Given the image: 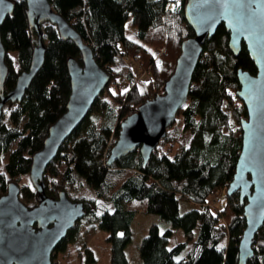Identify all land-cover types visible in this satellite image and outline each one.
Here are the masks:
<instances>
[{"label":"trees","instance_id":"16d2710c","mask_svg":"<svg viewBox=\"0 0 264 264\" xmlns=\"http://www.w3.org/2000/svg\"><path fill=\"white\" fill-rule=\"evenodd\" d=\"M12 1V10L0 24V38L6 51H16L19 71H23L29 67L37 33L29 24L26 1ZM49 1L110 76L43 172L47 195L57 197L63 190L71 200L82 201L86 209L56 245L52 264L66 242L79 238V222L89 214L107 231L110 264H238V245L245 227L243 203L238 191L227 194L226 188L241 148L240 119L247 114L236 95L240 86L237 70L256 71L245 44L233 54L228 47L229 32L220 23L204 41L189 94L147 163L142 165L136 148L107 165L120 120L162 91L174 70L181 41L194 33L184 17L185 0L178 4L176 0ZM127 22L132 35L127 32ZM41 30L43 63L22 99L7 102L0 117V196L13 181L21 188L19 198L29 206L38 200L29 180L32 155L43 145L49 126L65 111L70 94L67 59L82 63L76 44L61 37L55 24L44 21ZM128 55L141 61L149 75L146 80L134 77L124 62ZM5 61L8 63L7 56ZM118 73L130 78V84L123 91L112 92L108 85ZM15 76L9 72L3 83L5 91L14 87ZM185 131L190 132L188 144L177 139ZM216 190L225 192L220 206L212 204L217 196L208 200ZM98 200L109 205L101 213L96 212ZM180 201L194 205L180 211ZM139 212L157 213L170 226L160 232L152 223L137 244L139 258L134 261L126 248ZM174 228H181L186 240L168 246ZM253 249L246 264H264V222Z\"/></svg>","mask_w":264,"mask_h":264},{"label":"water","instance_id":"95a60500","mask_svg":"<svg viewBox=\"0 0 264 264\" xmlns=\"http://www.w3.org/2000/svg\"><path fill=\"white\" fill-rule=\"evenodd\" d=\"M25 1L29 24L37 33V43L32 49L28 69L21 71L14 87L3 93L8 66L6 49L0 38V116L5 102L21 100L43 63L42 22L55 24L61 37L70 38L76 44L82 63L73 57L67 59L71 90L66 109L49 126L43 145L32 155L29 178L37 190L38 203L27 206L19 198V185L13 181L0 196V264H52L56 245L86 209L82 201L71 200L63 190L57 198L47 196L43 172L64 139L87 115L110 76L98 64L90 46L52 8L49 0ZM12 7V0H0V24ZM183 12L194 33L181 41L174 70L164 81L162 91L138 104L120 120L106 164L136 148L142 165L147 163L189 94L192 73L204 41L223 23L229 32L228 47L233 54H238L243 42L256 66L255 73L242 68L237 70L240 86L236 95L244 103L247 114L240 119L241 148L226 188L227 194L238 191L243 203L245 227L238 245V264H246L254 254L255 235L264 222V0H185Z\"/></svg>","mask_w":264,"mask_h":264},{"label":"rangeland","instance_id":"374dc122","mask_svg":"<svg viewBox=\"0 0 264 264\" xmlns=\"http://www.w3.org/2000/svg\"><path fill=\"white\" fill-rule=\"evenodd\" d=\"M179 0H176L178 4ZM43 23V22H42ZM127 32H132V27L127 22ZM161 52L164 49L160 48ZM9 58L14 70L17 72L20 70L19 63L17 61V53L14 50L8 51ZM124 62L131 68L132 74L136 78H142L146 80L148 73L143 68L141 61L136 59L132 55L125 57ZM130 84V78L123 73L115 75V80L112 81L108 88L112 92L123 91ZM97 124L100 123L98 118ZM190 138V132H180L177 139L179 142L188 144ZM30 180V178H29ZM25 181H28L25 179ZM215 196H219L221 201L216 203L220 206L224 202V191H214L208 196V200L212 201ZM111 204V203H110ZM213 204V203H212ZM194 205L193 202L180 201V211L190 208ZM108 205V202L103 200L97 201L96 212L101 213ZM112 208V206H110ZM91 216V214H89ZM86 216L79 222V238L75 242H66L61 251H58L55 255V264H110L109 262V243L106 241L107 231L98 225L95 218ZM93 217V216H92ZM155 223L159 227V231L162 232L165 228L170 226V223L163 219L159 214L152 212H139L133 220L134 235L131 241L127 245V253L129 257L137 261L139 258L138 242L147 233L149 226ZM197 231V229H196ZM186 240V237L181 228H174L172 235L169 238L168 246H172L179 241Z\"/></svg>","mask_w":264,"mask_h":264},{"label":"flooded vegetation","instance_id":"af4514ba","mask_svg":"<svg viewBox=\"0 0 264 264\" xmlns=\"http://www.w3.org/2000/svg\"><path fill=\"white\" fill-rule=\"evenodd\" d=\"M8 51H9V50H8ZM8 51H6V55H5V56H7V62H8V63H11V60H10V59L8 60V58H9ZM9 61H10V62H9ZM17 61H18V59H17ZM8 63H6L7 66H8V70H7L6 77H7V75L9 74V72L11 71L13 74L16 75V76H15V83H16L17 76H18V74H19L22 70L17 72L16 70L13 69L12 64H11V66H9ZM11 67H12V69H11ZM10 69H11V70H10ZM5 79H6V78H5ZM14 85H15V84H14ZM6 92H7V91H5L4 88H3V93H6ZM21 99H22V98H21ZM7 102H12V101L8 100ZM7 102H5L4 105H5ZM14 102H15V101H14ZM4 105H3V107H4ZM2 111H3V108H2ZM2 113H3V112H2ZM1 116H2V114H1ZM1 116H0V117H1ZM30 185L33 186V184H32L31 181H30ZM19 187H20V186H19ZM33 187H34V186H33ZM34 189H35V191H36V195H37V190H36L35 187H34ZM20 190H21V188H20ZM44 192H45V190H44ZM45 194H46V193H45ZM46 195H47V194H46ZM47 196H49V195H47ZM49 197L57 198L58 196H57V197L49 196ZM38 201H39V200H37V202L34 203L33 205L37 204ZM33 205H30V206H33ZM27 206H29V205H27ZM34 226H35V224H34ZM54 254H55V250H54ZM54 254H53V255H54Z\"/></svg>","mask_w":264,"mask_h":264},{"label":"built area","instance_id":"2783aa9c","mask_svg":"<svg viewBox=\"0 0 264 264\" xmlns=\"http://www.w3.org/2000/svg\"><path fill=\"white\" fill-rule=\"evenodd\" d=\"M174 6V4L173 3H171V7H173ZM174 146V144L173 143H171V145H170V147H173ZM170 149V148H169ZM219 200H220V197L219 196H217L216 198H215V200L213 201V204H215L216 202H219Z\"/></svg>","mask_w":264,"mask_h":264}]
</instances>
